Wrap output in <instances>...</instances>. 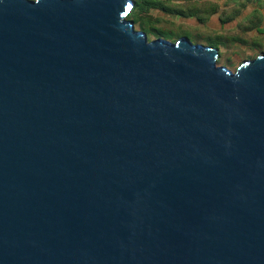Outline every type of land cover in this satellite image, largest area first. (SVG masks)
Masks as SVG:
<instances>
[{
	"label": "water",
	"instance_id": "1",
	"mask_svg": "<svg viewBox=\"0 0 264 264\" xmlns=\"http://www.w3.org/2000/svg\"><path fill=\"white\" fill-rule=\"evenodd\" d=\"M134 3L0 0V264H264V55Z\"/></svg>",
	"mask_w": 264,
	"mask_h": 264
},
{
	"label": "rangeland",
	"instance_id": "2",
	"mask_svg": "<svg viewBox=\"0 0 264 264\" xmlns=\"http://www.w3.org/2000/svg\"><path fill=\"white\" fill-rule=\"evenodd\" d=\"M137 1L140 5L136 6L135 15L131 20L134 28L143 31L148 40L162 38L173 42L179 37H187L192 43L213 46L218 50L217 64L224 65L232 71L243 60L254 58L257 55H264L263 35H257L255 31L245 34L235 33L234 36L237 37V40H233L231 35L226 34L227 30L235 29L237 21L225 24L223 30H217L220 28L217 26L215 18L210 21L209 28L199 24L196 25L193 23V19L184 21L179 16L170 17L153 9L145 12L141 8L143 2ZM219 1L221 2V0ZM252 6L248 8V11ZM259 8L264 14V2ZM245 15L247 13L243 12L241 18ZM262 26H264V20ZM215 43H217V46L213 45Z\"/></svg>",
	"mask_w": 264,
	"mask_h": 264
},
{
	"label": "trees",
	"instance_id": "3",
	"mask_svg": "<svg viewBox=\"0 0 264 264\" xmlns=\"http://www.w3.org/2000/svg\"><path fill=\"white\" fill-rule=\"evenodd\" d=\"M143 2L141 8L146 12L149 9L161 12L170 17L179 16L185 21L194 19L200 26H210L207 22L211 17L216 16L219 21V28L217 30H223L224 25L232 22H236L235 29L227 30L226 34L231 35L233 40H237L234 36L240 33H249L255 31L257 35L264 36V26L262 22L264 20V14L259 8H254L251 12L242 18H237L245 9L248 3L256 2L260 7L264 0H224V6L222 7L218 2L212 0H140ZM228 4H232L227 7ZM138 1L135 0L128 18L132 19L135 15L136 6H139ZM196 24V25H197ZM212 29V28H211ZM216 30V29H213ZM256 35V36H257ZM176 40V39H175ZM217 46V43L213 44ZM229 65V64H228Z\"/></svg>",
	"mask_w": 264,
	"mask_h": 264
},
{
	"label": "crops",
	"instance_id": "4",
	"mask_svg": "<svg viewBox=\"0 0 264 264\" xmlns=\"http://www.w3.org/2000/svg\"><path fill=\"white\" fill-rule=\"evenodd\" d=\"M212 1H216V2H218L222 7L224 6V5H223V4H224V0H221V2H220L219 0H212ZM231 5H232V4H228L227 7H230ZM252 5H254V6H252ZM250 6H252V8L248 11V8H249ZM254 8H259V6H257V3H256V2H250V3H248L247 6L245 7V9L242 11V13L239 15L240 17L237 18V20H238L239 18H241V15L243 14V12H245V13L248 14V13L251 12ZM259 9H260V8H259ZM260 10H261V9H260ZM214 18L216 19V24H217V26L219 27V26H220V25H219V21H218V19H217L216 16L211 17L210 20L207 22V24L209 25V24H210V21L213 20ZM185 20H186V19H185ZM232 22H234V21H232ZM232 22H229V23H232ZM193 23L197 24V21L193 19ZM227 24H228V23H227Z\"/></svg>",
	"mask_w": 264,
	"mask_h": 264
}]
</instances>
